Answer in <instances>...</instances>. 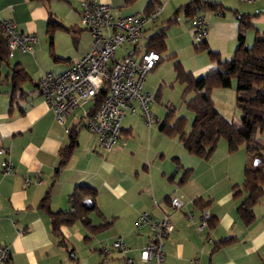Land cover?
Masks as SVG:
<instances>
[{"label":"crops","instance_id":"crops-1","mask_svg":"<svg viewBox=\"0 0 264 264\" xmlns=\"http://www.w3.org/2000/svg\"><path fill=\"white\" fill-rule=\"evenodd\" d=\"M95 1L119 10L123 7V14L145 13L160 5L157 21L161 22L173 19L171 23H176L178 16L195 18V10L185 7L192 0ZM206 1L216 4L215 8L204 7L205 12L209 10L205 14L209 32L202 43L210 56L216 51L223 58V49L216 42L223 41L230 54L264 30V0ZM80 2L0 0V19H12L19 31L37 38L32 51L15 48L0 62V162L9 158L13 163L9 173L0 168V244H8L11 251L0 264H127V257L132 258L131 264H260L264 260V190L248 220L238 210L247 196L241 184L244 169L250 165L244 146L230 152L226 140L220 138L208 157L199 156L189 152L177 135L159 128L163 119L157 121L152 112L155 125H146L137 111L125 113L116 146L104 150L84 126L83 106L73 109L64 123L56 120L37 81L44 73L66 69L90 49L92 34L79 26ZM50 20L55 24L51 34ZM156 22L147 24L145 45L158 32ZM242 22L248 25L244 27ZM241 28L244 39L239 42ZM166 38L167 33L165 44ZM161 59L160 54L155 66ZM215 65L212 59L198 70L207 72ZM72 136L74 145L65 163L59 165L60 151ZM26 178L29 182L24 184ZM78 185L94 189L92 199L85 196L90 206L83 199L86 212L82 218L53 232L42 199L48 194L51 211H72L71 198ZM174 195L183 196L181 208L171 207ZM204 209L211 219L199 230ZM143 211L158 218L168 215L172 222L163 239L161 262L141 258L142 248L152 237L148 225H134ZM117 238L128 249L112 248L104 253L103 247Z\"/></svg>","mask_w":264,"mask_h":264},{"label":"built area","instance_id":"built-area-1","mask_svg":"<svg viewBox=\"0 0 264 264\" xmlns=\"http://www.w3.org/2000/svg\"><path fill=\"white\" fill-rule=\"evenodd\" d=\"M160 9L161 6L157 5L145 13L121 14L110 3L81 0L79 21L92 34L90 49L66 69L57 74L44 73L37 81L39 92L58 122L64 123L73 109L83 106L84 126L96 136L101 149L111 150L118 142L121 120L126 112L139 111L147 125L156 121L150 109L155 95L144 89V83L160 60V54L148 49L144 41L147 24L157 21ZM194 17V41L201 43L209 32L204 7H198ZM0 28L9 54L15 48L30 52L37 42L34 34L19 31L10 18H1ZM118 49L122 50L119 57ZM69 130L65 128L66 132ZM12 165L9 158L3 159L1 171L9 173ZM28 182L29 178H26L24 184ZM184 202L181 195L170 198L172 208H181ZM210 219V212L202 210L197 228L202 229ZM134 225H148L152 232L151 240L141 250V258L161 262L164 258L163 239L172 229L169 216L158 218L143 211L135 218ZM112 248L125 252L128 246L117 238L106 244L103 252ZM10 253L8 244H0V261L7 260ZM132 261V258H126L127 264ZM260 264H264V260Z\"/></svg>","mask_w":264,"mask_h":264},{"label":"trees","instance_id":"trees-1","mask_svg":"<svg viewBox=\"0 0 264 264\" xmlns=\"http://www.w3.org/2000/svg\"><path fill=\"white\" fill-rule=\"evenodd\" d=\"M125 1L130 3L133 0ZM200 6L215 8L216 4L206 0H192L185 5L189 11L193 12ZM172 21L173 19H169L157 33L149 37L146 45L148 49H154L159 54L165 50L166 28ZM242 23L244 27L248 25L245 22ZM48 26V32L51 34L55 24L50 20ZM243 39L244 33L241 28L238 40L242 42ZM198 44L204 46L202 42ZM7 55L8 49L0 28V62L7 60ZM211 58L216 65L199 77L185 70L178 60L175 61V77L184 85L182 97L186 107L193 113V121L189 131H186L187 117L175 116V106L170 104L159 128L168 135H177L189 152L199 156L208 157L216 148L220 138L226 140L230 152L237 150L240 146L246 148L250 156V165L244 169L241 188L247 192V196L238 210L240 216L248 220L252 216L253 204L257 202L264 190V30L255 36L251 46L245 47L240 43L230 57L221 58L215 51L211 53ZM20 76L25 78L24 73H20ZM232 78L236 79L235 103L240 110L238 123L224 117L216 109L210 95L212 87H229ZM17 83L18 79L15 81L14 73L13 85L16 86ZM190 93L192 95L188 96ZM73 145L74 137L72 136L69 145L60 151L59 165L65 163ZM254 158H259L260 161L253 164ZM94 193L93 188L78 185L71 198L74 209L69 212L51 211L48 194H46L41 201V206L45 207L50 215L53 232L56 233L62 224H70L76 218H82L86 212L82 206V200L85 196L92 199Z\"/></svg>","mask_w":264,"mask_h":264},{"label":"rangeland","instance_id":"rangeland-1","mask_svg":"<svg viewBox=\"0 0 264 264\" xmlns=\"http://www.w3.org/2000/svg\"><path fill=\"white\" fill-rule=\"evenodd\" d=\"M120 12L122 14L125 13V8L122 7ZM208 12L209 10H206L205 14L207 15ZM193 21L194 20L192 18L188 19L186 17L181 18V16H178L177 22L171 23L169 27L166 28V48L163 52H161V62L148 73L144 83L145 89L150 91L156 97H154V103H151L150 109L157 117V121H161L165 118L168 111L167 106L173 104L175 106V116L185 115L187 117V129H189L193 121V113L186 107L183 101L182 96L184 85L176 80L173 69L174 63L176 60H179L185 70H190L196 77H199L204 75L206 70H198V67L207 61L212 60L209 48L201 44L200 46L194 41V35L192 32ZM165 23L166 22L157 21L156 24L158 30L161 25ZM79 26L83 27L80 21ZM244 32L247 36V28L244 29ZM253 39L254 36L248 44H245L246 47H248V45H252ZM79 42L82 44L84 42V38H81ZM215 45H218L217 47L223 49V58H225V56L230 57L234 51L233 48L230 54L228 52L226 53V45L223 41L216 42ZM72 50L75 52L74 48ZM120 55H122V50L118 49L117 56L119 57ZM231 82L230 87H212L210 89V95L213 99L215 107L219 109L220 113L228 120L238 123L240 121V110L236 107L235 103L236 79L232 78ZM191 95L192 93L188 94V96ZM152 124L155 125V122ZM255 159L256 158L252 160V163Z\"/></svg>","mask_w":264,"mask_h":264},{"label":"water","instance_id":"water-1","mask_svg":"<svg viewBox=\"0 0 264 264\" xmlns=\"http://www.w3.org/2000/svg\"><path fill=\"white\" fill-rule=\"evenodd\" d=\"M259 161H260L259 158H256V159L254 160L253 163H254V164H257ZM83 204H84L85 206L89 207V206H90V200H89V199H84V200H83Z\"/></svg>","mask_w":264,"mask_h":264}]
</instances>
